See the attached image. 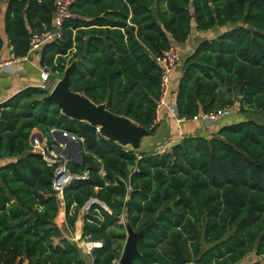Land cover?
Segmentation results:
<instances>
[{"label":"trees","instance_id":"trees-1","mask_svg":"<svg viewBox=\"0 0 264 264\" xmlns=\"http://www.w3.org/2000/svg\"><path fill=\"white\" fill-rule=\"evenodd\" d=\"M2 3L10 51L25 57L30 34L52 27L55 0ZM70 9L76 16L63 22L62 37L40 50L54 81L75 62L71 90L153 132L156 59L193 28L228 27L183 59L177 114L237 104L241 115L264 118V0H73ZM49 91L29 86L0 103V158L10 159L0 166V264H115L126 226L144 230L134 264H264V124L248 117L208 138L186 135L162 154L134 151L63 115L43 100ZM34 129L84 140L81 163L67 166L88 178L67 185L63 201L69 227L90 199L110 211L92 202L81 217L82 234L102 242L90 260L55 222V166L32 151Z\"/></svg>","mask_w":264,"mask_h":264},{"label":"crops","instance_id":"crops-1","mask_svg":"<svg viewBox=\"0 0 264 264\" xmlns=\"http://www.w3.org/2000/svg\"><path fill=\"white\" fill-rule=\"evenodd\" d=\"M4 10L5 4L2 3L0 7V37L3 41V45L0 50V61H9V64L0 68V103L5 101L14 93L26 87H41L45 83V81L40 78L41 49L29 51V53L25 57H23L21 61H17L16 59L11 58L10 46L4 31ZM216 28L217 27L209 31H198L193 28L190 37L185 42H172L171 46H174L178 50L180 60L175 65L172 72L171 88L169 91V95L166 97V105L161 106L159 109V121L157 122L156 129L153 131V134L148 137L152 139L150 141H143L140 145L141 147L134 151H148L155 153L165 145H167V148L169 150L174 143L178 142L182 137L186 135H199L208 138L212 134H214L222 125L240 120V118L237 117L238 115H236V111L234 112V109L237 107V104L235 108L232 107V109H229L230 113L228 116L214 121H207L201 118H197L187 119L178 123L175 121L174 117L170 113V109H173L174 111L176 110L175 93L173 92V90L177 86L178 80L181 76L183 59L187 55L192 53L194 48L201 40L210 39L218 36L221 32L217 33V31H215ZM218 28L221 29L222 27ZM231 111L234 113H232ZM32 133L41 132L34 129ZM49 137L43 135L44 142L40 145V147L47 146L48 148L53 149V146L56 145V142L53 141L52 144H49L48 141L51 139V137ZM32 147V151L39 152L40 148L34 147L33 145ZM124 148L130 149L129 146H125ZM9 160V157L0 158V166L5 164ZM69 161L72 160L69 159ZM60 209L63 219H61L58 213L59 219L61 221L60 223L57 222V215L55 222L62 229L63 223L65 221V208L63 206H60ZM22 264H25V262Z\"/></svg>","mask_w":264,"mask_h":264},{"label":"built area","instance_id":"built-area-1","mask_svg":"<svg viewBox=\"0 0 264 264\" xmlns=\"http://www.w3.org/2000/svg\"><path fill=\"white\" fill-rule=\"evenodd\" d=\"M73 0H55L54 4V11H53V17H52V27L49 30L42 31V32H32L30 34L29 38V51H35L42 48V46L50 41L58 40L62 37L61 32V26L63 22L69 18H73L76 15L71 11L70 6L72 4ZM11 58L16 59L17 61H21L23 57H14L11 53ZM180 60V55L178 50L174 46H170L169 48L162 51L161 55L156 59V62L161 68V78H160V96L157 102L156 107V115L154 119V124L157 125V122L159 121V109L161 106L166 105V97L169 95V91L171 88V79H172V72L177 64V62ZM9 64V61H0V68L3 66H6ZM50 77L49 75V69L47 66H41L40 71V78L43 81L48 80ZM44 88V86H41ZM171 115L174 117L176 122H181L184 120H187L184 117H180L177 114V111L170 109ZM230 110L228 107L220 108V109H213L209 112H202L198 114L197 116L193 117L192 119L201 118L203 120L207 121H214L223 117H226L229 115ZM57 129H50L49 136L51 137V134L56 131ZM96 130L99 132V128L96 127ZM73 140L80 143L82 151H83V143L84 140L82 137H78L72 133H70ZM53 140V139H51ZM36 141H38L36 139ZM44 142V141H43ZM42 144V143H41ZM41 144H38L36 142L34 147H38L39 153L42 155L43 159L49 164L54 165V177L52 181V187L56 191L57 197L60 201V205L64 206L63 201V191L67 185H69L74 180H81V179H87L88 178V171H84L81 174H73L70 173L67 163L69 161L68 158H65L55 152L53 149L46 147H40ZM168 150L167 145L160 148L157 152V154H162ZM135 170L137 168L135 167ZM100 173H103L102 168L100 170ZM98 203L103 207L105 210L109 211L104 203L99 202L96 199H90L80 210V213L78 215V219L76 220L73 227H69L64 221L63 227L66 229L67 234L65 235L70 241L74 242L79 249L87 256L89 257V260L91 259V251L94 248H98L102 245L101 241H90L88 240V236H84L82 234V215L84 211L88 208V206L91 203ZM110 212V211H109ZM122 220V217H121ZM115 263L119 264V259L115 261Z\"/></svg>","mask_w":264,"mask_h":264},{"label":"water","instance_id":"water-1","mask_svg":"<svg viewBox=\"0 0 264 264\" xmlns=\"http://www.w3.org/2000/svg\"><path fill=\"white\" fill-rule=\"evenodd\" d=\"M74 64L75 62H72L65 68L62 77L43 100L53 101L61 113L71 119L84 121L94 127H98L100 135L104 138L122 147L129 146L131 150L139 149L143 139L150 137L153 132L144 129L128 117L111 112L107 109L105 103L96 104L83 93L71 90L70 71ZM51 139L56 142L53 149L58 154L71 159L73 162L81 163V145L73 140L69 132L57 129L51 134ZM36 142L38 144L43 143V135L41 133H32L30 135V144L35 145ZM125 231L126 238L119 257V264H134L133 259L139 254L137 240L143 235L144 230L135 231L131 227L126 226Z\"/></svg>","mask_w":264,"mask_h":264},{"label":"rangeland","instance_id":"rangeland-1","mask_svg":"<svg viewBox=\"0 0 264 264\" xmlns=\"http://www.w3.org/2000/svg\"><path fill=\"white\" fill-rule=\"evenodd\" d=\"M230 27V26H229ZM228 27H222L221 29L220 28H216L215 29V31H217V33L218 32H222L223 30H225V29H227ZM59 79H56L55 81H54V79H52L51 77H49V79L48 80H46L45 81V83H44V87H47V88H49L50 90L53 88V86L56 84V82L58 81ZM234 108H235V106H234ZM233 108V109H234ZM230 109H232V108H230ZM236 111V115H238L237 117H239L241 120L242 119H245V118H248V117H250V118H252V119H254L255 121H257L258 123H261V124H264V118H262L261 116H259V114H253V115H251V116H249V115H245V114H247V113H245V114H240L239 112H238V108L236 107L235 109H234V112ZM232 112V111H231ZM234 112H232V113H234ZM228 116V115H227ZM221 119V118H220ZM152 138H144L143 139V141H150ZM33 150V149H32ZM59 215H60V217H61V219H63L62 218V213H61V209H60V212H59ZM59 215H58V217H57V222L58 223H60V219H59ZM119 223H122L123 222V219L121 220V218L119 219V221H118ZM115 228H117V230H118V227H115ZM119 231V230H118ZM121 231V230H120ZM62 232H63V234H65V235H68L67 234V231H66V229L63 227L62 228ZM125 234H126V231H125ZM125 242V241H124ZM123 246H124V244H123ZM122 250H123V248H122ZM122 252V251H121ZM249 259H253V257H249L248 258V260Z\"/></svg>","mask_w":264,"mask_h":264}]
</instances>
